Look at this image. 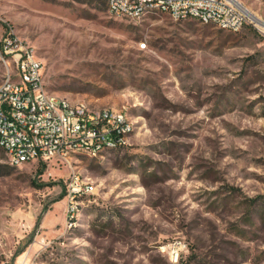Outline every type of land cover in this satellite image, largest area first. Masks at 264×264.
Instances as JSON below:
<instances>
[{"label": "rangeland", "instance_id": "rangeland-1", "mask_svg": "<svg viewBox=\"0 0 264 264\" xmlns=\"http://www.w3.org/2000/svg\"><path fill=\"white\" fill-rule=\"evenodd\" d=\"M264 22V0H237ZM232 33L106 0H0L47 89L123 109L127 144L14 167L0 148V264H264V30ZM144 44L145 46H141ZM73 174L89 182L68 216Z\"/></svg>", "mask_w": 264, "mask_h": 264}, {"label": "built area", "instance_id": "built-area-1", "mask_svg": "<svg viewBox=\"0 0 264 264\" xmlns=\"http://www.w3.org/2000/svg\"><path fill=\"white\" fill-rule=\"evenodd\" d=\"M106 2L113 17L131 21L161 13L175 21L193 19L232 33L252 23L244 7L232 0ZM5 42V52L14 54V69H8L0 85V148L12 166L67 161L75 155L93 158L127 144L134 128L123 109L72 103L49 91L43 62L35 50L19 45L14 34ZM68 187L69 216L76 198L94 187L76 174L70 176Z\"/></svg>", "mask_w": 264, "mask_h": 264}, {"label": "bare ground", "instance_id": "bare-ground-1", "mask_svg": "<svg viewBox=\"0 0 264 264\" xmlns=\"http://www.w3.org/2000/svg\"><path fill=\"white\" fill-rule=\"evenodd\" d=\"M232 1H237V0H232ZM238 2V1H237ZM239 3V2H238ZM245 9V8H244ZM246 10V9H245ZM247 11V10H246ZM248 13V12H247ZM248 15L251 17V19L255 22H257L256 24L260 27V28H262L263 30H264V22H262V21H259V20H257V19H255V18H253V15H251L250 13H248Z\"/></svg>", "mask_w": 264, "mask_h": 264}]
</instances>
